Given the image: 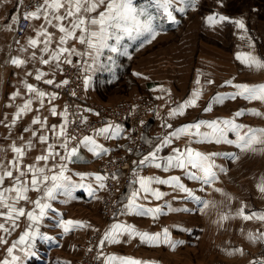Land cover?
<instances>
[{
    "label": "rangeland",
    "instance_id": "1",
    "mask_svg": "<svg viewBox=\"0 0 264 264\" xmlns=\"http://www.w3.org/2000/svg\"><path fill=\"white\" fill-rule=\"evenodd\" d=\"M147 3L148 0H134L136 6H143ZM179 7L182 5L177 4L174 9H170L175 22L169 21L166 15L162 11H157L154 6L150 7L149 10L156 16L157 34L155 39H152L151 42H147L144 38L136 41L125 40L122 43L127 45V54H124L123 49L115 54L105 50L98 67L88 71L84 70V72L82 70L84 85L85 80H88L85 92L89 101L112 107V105L124 104L136 97L149 99L151 108L148 113L150 115V124L146 130L148 132L152 124H157L162 119L161 115L155 118V102L188 100L190 86L196 83L201 92L200 84L205 82L206 77H209L208 81H212L210 89L214 88V90L217 88L218 82L222 80L226 86L229 85L227 82H231L230 85L235 83L236 85L252 86L254 79H264V67H249L245 60L246 57H255L264 62V0H196L194 6L186 8L183 12L175 10ZM213 15L225 16L229 20L210 25L207 18ZM234 21H242L244 29L238 28L232 23ZM110 43L113 42L110 41ZM109 55L112 56V60H108ZM5 57L4 52L0 54V66H7V61H4ZM238 57L240 58L238 59ZM64 65L61 66L62 69ZM254 68L258 75L253 76ZM216 75L220 77H216ZM221 76L224 78L221 79ZM112 80L115 81L113 84ZM60 81H63L61 77L58 83ZM89 81H92L95 87L90 85ZM105 85H111V87L105 89ZM261 85L264 83L262 82ZM57 89L58 87H56L57 100H61L60 107L62 105L64 112L65 98L58 94ZM201 96H203V92L199 99L203 98ZM60 109L56 108V111L58 112ZM15 113L16 111L0 112V160L5 163L13 159V153L10 150L13 144L21 146L20 140L27 141L32 138L31 131H24L25 128H28V123L30 124L29 129L39 130V124H32L33 118L39 116L43 121L49 116L41 113V110L33 109L22 115L13 125L12 120ZM49 114H51L50 111ZM119 126L124 129L126 134V152H121L115 158L113 157L114 159L141 154L136 157L137 160H140L143 158L141 156L149 153L152 147L151 143H144V140L149 139L145 133L141 135L140 141L144 147H148V150L135 152L134 149L130 150L128 147L129 131L127 132L122 125ZM160 130H164V127H160ZM169 133V129L164 130L159 133L157 138L161 140ZM37 143L40 144L39 141ZM36 157V155L32 156L30 159L33 161H25L24 165L36 164V160H34ZM113 158L95 159L92 166L95 175H102L99 165L105 161H113ZM42 164L43 162H41ZM172 172L173 170H170L167 173L171 174ZM167 173L154 167L139 169V175L143 177L168 179L172 175ZM125 175L126 171H119L117 174L119 179L118 195L122 186L123 192L118 196L116 207L114 211L112 210L111 215L106 214L107 211H104L105 206H103L106 201H103L104 198L107 194L110 195L106 180L103 181L106 185L105 188L100 189L98 195V197L100 196L99 203L96 202V196L89 195L88 192L87 196L90 199L89 202L84 203L85 207H79L81 203L78 200L70 201L68 198L66 203L71 202V205L67 206L66 203L60 201L59 206L50 211L53 218H49V213L46 212L47 219L40 226L42 232L39 234L37 242L33 243L35 246L31 250H26L28 253L32 251L26 255L27 258L32 255H35L36 258L33 259L34 261L26 258L27 260L24 259L23 262L26 261L23 264H83L85 256L93 250L96 253L97 264H104L108 257L135 260L141 264H259L260 261H263L260 260L263 259L262 257L259 259L256 252L263 253L264 244L249 248L248 246L251 245L244 243L247 232L242 231V223L225 222V219L222 218L214 223L212 220L209 221L210 217L203 213L202 215L193 214L192 201L190 200L183 202L184 209H188V211H183L185 214H182L181 210L177 214L176 193L172 187L167 185H153L165 193L162 199L150 198L148 202L142 201L147 207L161 208L162 214L155 219L135 215H114L123 208L121 201H126V197L132 191L131 182L133 178L136 179L132 172L130 184L124 185L123 176ZM28 179H31V176ZM10 184L11 181L6 179L5 186ZM27 195L31 201L41 198V193L37 191H29ZM57 198L59 200V196ZM77 202L79 204H75ZM20 204L23 207L29 206L27 212L35 210L36 215H39V210L35 209L34 204L24 201H21ZM83 209L89 212L91 221L87 225L88 234L81 233L78 235L80 239L55 238L49 224L55 223V219L64 221L67 218L66 215L75 216L82 213ZM169 209H175V211ZM216 217L220 218V216ZM237 217L239 219L240 215ZM49 219L52 222H49ZM20 220L22 226L24 225L21 226L24 234L28 229L31 232L40 231L39 226L33 229L27 227L26 230L29 221L26 215L20 217ZM117 220L133 226L138 232L159 234L160 239L155 244H148L142 243L139 237L129 239L125 235L119 238L120 243H105L100 246V240L104 233ZM1 222L4 223L2 219H0ZM9 226L11 225L9 224ZM15 227H7L9 232L0 230V237L17 236L18 232ZM56 227L58 230H63L60 222ZM164 230H167L168 239L181 243L176 244L174 248L170 247L164 239ZM41 237H45V239H41ZM84 247V253L80 257ZM255 248L258 250L254 251ZM250 249L253 251H249ZM233 250H239V252L229 255L228 253ZM1 258L2 251L0 252V264H2ZM112 264H119V259L113 261Z\"/></svg>",
    "mask_w": 264,
    "mask_h": 264
},
{
    "label": "snow or ice",
    "instance_id": "2",
    "mask_svg": "<svg viewBox=\"0 0 264 264\" xmlns=\"http://www.w3.org/2000/svg\"><path fill=\"white\" fill-rule=\"evenodd\" d=\"M195 2L196 0H148V3L145 5L136 6L134 0H42V2H38L34 7H30V9H26L23 12V21L26 22V27L33 29L35 36L29 37L19 51L21 53H29V55L25 58H11L10 63L16 67H22L30 61L38 60L41 65L49 66L53 71H62V64L75 66L76 64L83 63L85 71L95 69V67L100 65V58L105 50L115 54L123 49L124 54H127V45L122 43L125 40L136 41L144 38L147 42H151L152 39H155L157 34L156 16L149 10L150 7L154 6L157 11H162L169 21L175 22L170 9H174V6L179 4L182 7L175 10L183 12L186 8L194 6ZM22 5L23 0H17V6ZM11 20L14 25L20 23L17 16L11 17ZM35 20H43L39 28L33 27L32 22ZM228 20L229 18L225 16L213 15L207 18L210 25ZM232 23L240 29H244L245 27L242 21H234ZM49 28L55 29L60 34L59 37L50 32ZM70 41L86 45L87 51L83 53L79 52L74 46H70ZM110 41L113 43H110ZM16 43H19V41H16ZM37 49L39 54L37 53ZM73 56H87L90 58L91 63L87 61H76L74 63ZM108 60H112L111 55L108 56ZM245 60L249 67H264V62L255 57H246ZM26 75H33V73L29 72ZM46 75V73L37 69L34 78L37 81L43 80V83L47 85H55V87H62L69 82L68 80H63L56 83L54 79H44ZM87 83L88 80L86 79L85 85ZM208 83H212V81H208ZM227 83L230 84L231 82ZM24 87L28 96L24 100L23 105L14 114L13 125L22 115L32 110L31 106L34 102L39 104V108L36 109V111H39L40 108L44 107L46 98L49 103L57 98L55 93L49 94L32 84L25 83ZM234 87L238 90L237 92L228 96L216 95L204 110L206 112L211 111L213 103L222 104L224 100L235 99L237 96L249 102L259 101L264 103V85L249 86L239 84L234 85ZM19 95L20 93H14L12 98L15 99ZM72 95H75V93L73 92ZM200 95V90L193 92L192 98L173 108L170 115H183L187 107L196 106ZM50 112L53 116H61L62 123L59 126L53 125L51 128H48L47 119L45 118L42 121L39 116H36L33 118L32 124H39L41 126L40 129H24L25 132L31 131L33 139H36L38 136L39 143L46 145L44 154L36 157V164H23V158L26 151L31 149L33 139L28 140L22 146L13 144L10 149L13 153V159L6 163L0 160V219L9 222L12 228L16 226V221L25 215L28 220L38 225L39 221L44 218L45 211L52 208L51 203L48 201H54L58 196H64L67 200L71 197L73 190L85 187L82 182L76 183L69 175H65L69 171L67 165L81 159L79 154L81 147L90 152L94 157L101 158L109 152V149L98 143V138L104 140L120 138L121 127L119 125L108 124L94 129L93 134L85 135L82 139H78L77 136L70 135L68 132L67 107H65L62 113H57L56 108L51 107ZM244 114V111L241 110L235 116L239 117ZM247 114L257 117L261 115V113L255 110ZM80 122L86 123L87 121L81 120ZM167 127L171 128V125H167ZM244 127L242 124L235 123L233 119H228L222 121H197L173 130L161 139L153 151L143 156L138 162H133V172L136 179L131 182L132 191L126 197V201H121L123 208L120 209L118 214L114 215H135L155 219L158 215L162 214L160 207H147L142 203V201L148 202L150 198L160 200L165 195V193L153 187V185L170 186L174 191L179 190L182 192L194 203L207 207V202L201 200L200 197L194 195L192 191L185 187L180 182V177L171 176L168 179L143 177L139 175V169L142 167H154L165 173L173 169L180 170L184 172L188 180L196 181L202 185H211L217 180L218 172H226L224 168H218L215 164V159L235 160L236 157L234 155H222L219 153L204 154L194 151L191 147H186L183 150L172 148V154L167 156H159L158 154L164 148L171 146L174 140L179 139L183 135H190L193 137V142L196 143L226 144L234 146L242 152L246 150L255 151L253 145L257 143L264 144V128H248L247 131H243ZM38 132L40 133L39 135ZM48 133H51V138ZM229 133L232 134L234 139L229 138ZM71 141L78 142L75 146H72ZM57 148L62 149L63 152L57 151ZM57 158H59V171L49 175L57 167ZM41 162H43L42 165ZM29 175L31 179H28ZM111 178L116 179L115 174ZM6 179L11 181V184L7 187L5 186ZM85 179H87L86 176L80 175L81 181ZM94 179L98 182V188L104 189L106 185L103 181L109 179V177L96 174ZM88 188L89 195H95L91 184L88 185ZM259 190L264 192V187H261ZM29 191L40 192L41 198L31 201L27 195ZM21 201L34 204L35 209L39 210V215L35 214V210L25 212V208L19 206ZM169 210L175 211V209ZM183 211H188V209H183ZM238 214L243 216L245 220L255 217L264 222V214L254 212L244 214L243 210H240ZM227 218V216L222 217V219ZM60 226L65 233L75 228L82 229L86 227L82 222L72 220L61 221ZM68 226H71V228ZM0 230L9 231L5 227V223H0ZM125 235L129 239L139 237L142 243L148 244H155L160 239L159 234L153 235L146 232H138L133 226L117 220L104 233V236L100 240V246H103L105 243H120L119 238ZM36 236L37 232L35 231L31 233L26 232L20 237L19 243L23 244L26 238L35 239ZM41 239H45V237H41ZM164 239L173 248L176 244L181 243L180 241L168 239L167 230H164ZM247 239L250 243H264V233H261L259 236L248 234ZM3 242V237H0V243ZM29 248H31L30 244ZM8 251L11 254L12 249L10 248ZM236 252H239V250H233L228 254L232 255ZM12 259L13 264H15L18 258L13 256ZM117 259H119V264H141L139 261L116 257L106 258L104 264H112ZM259 264H264V261H260Z\"/></svg>",
    "mask_w": 264,
    "mask_h": 264
},
{
    "label": "crops",
    "instance_id": "3",
    "mask_svg": "<svg viewBox=\"0 0 264 264\" xmlns=\"http://www.w3.org/2000/svg\"><path fill=\"white\" fill-rule=\"evenodd\" d=\"M20 9L21 8L17 6V0H0V54L4 52V55L6 56L4 61L5 62L7 61L6 67L3 65L0 66V75H1L0 102L2 101L0 104V112L17 111L18 108L23 105L24 100L28 96L24 87L25 83L32 84L38 89L45 91L49 94L52 93L56 94L55 85H47L43 83V80L37 81L34 78L37 69L47 74L44 77V79H54L56 83H58V80L61 77V72H62V71H53L51 67L41 65L38 60L30 61L29 63L25 64L22 67H16L10 63L11 58L14 57L25 58L29 55V53H21L19 50L23 45H25L29 37L35 36V32L33 31L32 28L29 27L27 28L23 36L15 37L13 35L15 25L13 24L11 17L13 16L19 17ZM32 23H33V27L39 28V26L43 23V20H35ZM48 30L50 32H53L56 37H59L60 34L55 29L49 28ZM16 41H19V43H16ZM70 46H74L79 52L82 53L87 51L86 45H81L79 43H76L75 41H70ZM53 47H55V45H53ZM37 53L39 54L38 49H37ZM45 58H47V56H45ZM72 59L74 63L76 61H87L88 63H91L90 58L87 56H83V57L73 56ZM75 66H77L84 72L85 65L83 63L76 64ZM29 72L33 73V75H26V73ZM253 72H254L253 76L258 75L256 74L257 72L255 68ZM216 77H220V76L216 75ZM93 78H94V74H93ZM223 78L224 76H221V79ZM208 80H210L209 77L208 78L206 77L205 82L200 84L201 93L203 92V96L201 97L203 98L197 100L195 107H191V106L187 107L183 115L172 116L170 115V112L173 108L178 107L186 100L155 102V109H156L154 113L155 118L161 115L162 119L158 121L157 124L155 123L154 125L152 124L150 130L148 132H145V136L146 137L148 136L149 139L146 141L144 140V143L147 144L151 143V147H152L151 150H149V152L153 151L156 145L160 143L161 140L157 138L160 132H164V130L169 129L171 133L173 130L177 128L195 123L197 121H213V120L222 121V120L233 119L235 123H239L245 126L243 131H247L248 128H264V103H261L259 101L249 102L237 96L235 99L224 100L222 104L213 103L212 110L206 112L204 109L208 107L209 102L216 95L228 96L238 91L234 87V85H236L235 83H233V85L229 84L228 86H226L223 80L221 82H218L217 88L215 90L214 88L210 89V83H208ZM253 81L254 82L251 84L252 86H258L261 85L262 82L264 83L263 78H260L258 80L254 79ZM114 82H115L114 80L111 81L112 84ZM89 83L90 85H93L95 87L92 81H89ZM109 87H111V85L104 86L105 89ZM198 89L199 88H197L196 83L190 86V92L188 93L189 95L187 98L188 99L192 98V93L197 91ZM14 93H20V95L16 96V98L13 99L12 97ZM57 98L52 100L51 103H49L46 98L44 107L40 108L41 113L43 112L46 115H49L47 117L48 128H51L53 125L59 126L62 123V118L60 115L53 116L52 114H49L51 107L61 108L57 113L63 112L62 105L60 107L61 100L60 99L57 100ZM31 107L32 110L37 109L39 108V104L34 102ZM241 110H243L245 114L236 117L235 114ZM252 110L261 113V115L257 117L247 114L250 113ZM167 125H171V128L167 127ZM29 127L30 124L28 123V128ZM160 127H164V130H160ZM121 129L122 131L120 133V138L110 139V140H104L102 138H98V143L103 145L105 148L109 149V152L106 155L102 156L101 158L111 159L119 155L121 152H126V147H125L126 134L122 127ZM48 135L51 138V133H48ZM229 138L234 139L231 133H229ZM30 139L32 138H29L28 140ZM27 141L20 140V142H22V145H24ZM33 142H36L32 144L31 147V149L34 151H32L31 149L26 151V154L23 158V164L25 163V161H33V159H30L32 156L35 157V155L40 156L44 154V149L46 148V145L41 143L38 144L37 143L38 139L35 140L33 139ZM76 144H77L76 141H71L72 146H75ZM186 147H191L194 151H199L204 154L219 153L222 155L224 154L234 155L236 157L235 160L224 159V158L215 159V164L218 166V168L222 167L226 170V172L219 173L217 169L218 172L217 180L211 185H202L201 183H198L196 181L188 180L184 172L180 170L173 169V172L171 174L167 173L172 176L180 177V182L183 183L185 187H187L190 191H192L194 195L200 197L201 200L207 202L208 206L204 207L203 205H198L192 201V205H191V208L193 209L192 213L193 214L197 213L198 215H202L203 213L204 215L210 217L209 221L212 220L214 223H217L222 218L221 216L224 217L227 216L228 218L225 219V222L230 221L234 223L239 222L243 224L242 231L247 232V236L244 238L246 241H244V243L247 245H251L248 246L249 248L252 249L254 247H258L261 244H264L259 242L250 243L249 240L247 239L248 234H255L256 236H259L261 233H264V222H261L255 217L249 220L243 219V216L241 215L239 219L237 217V215H239L238 213L240 212V210H243L244 214H251L253 212L264 214V192H261L259 190L261 187H264V172H263L264 144L257 143L253 145L255 151L246 150L242 152L239 151L234 146H230L226 144L196 143L193 142V137H191L190 135H183L179 139L174 140L171 146H169L168 148H164L158 155L159 156L171 155L172 148H179L183 150ZM56 150L60 151L61 153L63 152V150L59 148H57ZM79 154L81 156V159L76 160L74 163H69L67 165L69 171L66 172L65 175H69L74 182L76 183L82 182L85 185V187L83 188H77L73 190L70 197V201L78 200L81 203L79 207H85L84 203L89 202L90 199V197L87 196L89 192V188H88L89 184H91V188L95 192L96 202L99 203L100 201V196L98 197V195L100 194L99 193L100 189L98 188V182L95 181L94 179L95 171L92 170L93 161L98 158L94 157L90 152H88L83 147L80 148ZM139 155L141 154H136V155L134 154V156L132 157V162L134 161L138 162L139 159L137 160L136 157H138ZM145 155L147 154L145 153ZM34 160H36V158ZM56 163H57V167L53 169V172L49 173V175L59 171V158H57ZM80 175L86 176L87 179L81 181ZM133 180L135 179L133 178ZM175 193H176V200L178 201L176 205L177 214H179L181 210H182V214H185L183 212L184 209L183 202L189 201L190 199L187 198L179 190H175ZM180 193L182 195L181 197H180ZM60 201L66 203V199L64 198V196H59V200L57 198L54 201H48L49 203H51L52 208L50 210L45 211V216H44L45 219L42 218L39 221L38 225L34 224L32 221L29 220L26 225V230L27 227L29 228L31 227L33 229L36 226H39L40 229V226L43 225L42 223H44V220L47 219L46 212L49 213V218H53V216L50 214V211H53L57 206H59L58 204ZM79 202L75 204H79ZM66 204L67 206H70L71 202H67ZM19 206H23V205L20 204ZM24 208H25V212H27L26 210L29 209V206L26 205ZM84 210L85 209L82 210V213H78L75 216L69 217V215H66L67 218L64 220V221L72 220L76 222H82L84 225H86V227L82 228L81 231H79L80 228H75L65 233L64 230H58L56 227L57 224L61 221L55 219V223L52 224L50 223L49 224L50 229H53V235H55V238L65 237L67 239H80L78 235H80L81 233L82 234L86 233L87 235L88 234L87 225L91 221L89 219V212L87 210L85 211ZM216 216H220V218H217ZM48 221L52 222V220L50 221V219ZM4 223L6 228L7 227L11 228V226H9L10 224L9 222L4 221ZM21 226L22 223L19 218L16 221V227H15L18 232L17 236L3 237L4 242L0 243L1 251H2V258H1L2 264H13L12 258L13 256L17 257V255H18L17 257L18 259L15 261V264H23L27 259L33 260L36 258L35 255H32L29 258H27L26 253H28V251L26 250L28 249L31 250L35 246L33 243L37 242L39 238V234L42 232V229H40V231L37 232V236L35 239L26 238L25 242L21 244L19 243V241H20V237L24 235V231L22 230V227L24 225L22 227ZM68 227L71 228V226ZM26 232L31 233L30 229H28ZM29 244L31 245V248H29ZM14 245L15 247H13ZM85 247L80 257L83 255ZM10 248L12 249L11 254H9L8 251ZM251 249L249 251L258 250L256 248L253 250ZM31 252L32 251H29V253ZM24 259L26 260L23 262Z\"/></svg>",
    "mask_w": 264,
    "mask_h": 264
},
{
    "label": "built area",
    "instance_id": "4",
    "mask_svg": "<svg viewBox=\"0 0 264 264\" xmlns=\"http://www.w3.org/2000/svg\"><path fill=\"white\" fill-rule=\"evenodd\" d=\"M38 2H41V0H23V5L19 6V8H21L20 16L18 17L20 23L16 24L14 27L13 35L15 37L23 36L28 28L26 27V22L23 21V12L26 9H30V7H34ZM61 79L69 81L67 85L58 87L57 91L59 95L65 98V107H67L68 110L67 120L69 121L68 132L70 135H75L78 139H82L83 136L92 134L94 129L99 127L108 124L122 125L127 132L129 131L130 137L128 147L130 150L134 149L135 152H145L148 150V147H144L140 141V137L147 132L146 130L150 124V115H148V113L150 112L151 104L149 99L145 97H136L133 100H128L124 104L107 107L103 106V104L88 100L85 92L83 73L77 66L65 64L61 72ZM73 92L75 95H72ZM81 120H86L87 122L81 123ZM132 157L130 155L123 159L113 158V161H105L103 164L99 165L102 175L109 177V179L106 180V184L109 188L111 197L107 194L103 200H106L103 206H105L104 211H107V215L113 213L116 207V200L120 193L123 192L122 186L118 195V172L126 171V175L123 176L124 185H128V183L130 184L131 182L130 177L134 168ZM113 174H115L116 179L111 178ZM256 254L259 255V259L260 257L263 258L260 260L264 261V252L259 254L256 252ZM83 264H97L95 250L88 252Z\"/></svg>",
    "mask_w": 264,
    "mask_h": 264
}]
</instances>
